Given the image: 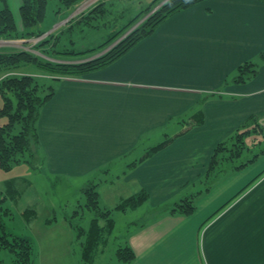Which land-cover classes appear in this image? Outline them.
I'll return each instance as SVG.
<instances>
[{
    "label": "crops",
    "instance_id": "crops-1",
    "mask_svg": "<svg viewBox=\"0 0 264 264\" xmlns=\"http://www.w3.org/2000/svg\"><path fill=\"white\" fill-rule=\"evenodd\" d=\"M259 54L264 2L205 0L170 15L110 65L52 86L35 158L57 174L99 171L87 182L97 183L104 208L140 191L157 206L188 185L210 184L191 215L141 221L126 238L135 252L127 264H264V157L239 169L226 163L202 180L218 141L264 121V63L233 82Z\"/></svg>",
    "mask_w": 264,
    "mask_h": 264
},
{
    "label": "trees",
    "instance_id": "trees-1",
    "mask_svg": "<svg viewBox=\"0 0 264 264\" xmlns=\"http://www.w3.org/2000/svg\"><path fill=\"white\" fill-rule=\"evenodd\" d=\"M20 1L21 27L18 28L7 6V1L0 0V39H27L39 37L44 33L40 25L46 16L48 0ZM56 1L58 5L56 12H58L59 10L70 11L82 0ZM203 1L205 0H166L150 12L154 6L161 2V0H153L146 9L130 21L123 31L110 37L108 41L100 46L99 50L108 48L104 53L87 61H81V58L73 61L43 59L32 52L24 50L0 51V73L2 74L0 78V117L5 118V121L0 124V169L7 172L11 171L14 165L19 164L21 161L25 163H29L31 159L34 161L40 147L36 126L37 119L42 106L54 94L52 86L44 87L38 83L31 72L22 70L23 68L31 66L52 79L81 77L100 70L123 56L137 42L151 35L157 26L170 15ZM260 1L264 2V0ZM102 4L103 2H100L91 7L86 12V16L101 12ZM139 19L142 20L137 26L125 34L127 29L129 30ZM56 38L53 32H50L44 39L39 41L37 46ZM43 55L53 58L46 52ZM255 73L256 69L253 68V63L244 62L237 67L233 82H245ZM254 126L259 128L258 124H253L251 127L238 130L234 136H229V139L234 138L235 140V143L231 144V146L234 145L233 148L228 149L226 141L219 142L215 146L202 180L206 182L215 179L217 173L223 170L220 167L221 161L224 164L229 163L233 157H239L243 150H249V148H246V138L260 132ZM170 140L171 137H166L163 141L147 150L141 159L163 148ZM223 150L230 153L219 158V152ZM260 153H264V147L255 153L253 157L247 158L245 162L233 164V169L242 168L253 162ZM4 187V190L0 191V250L7 249L12 253L11 264H32L34 249L31 239L12 233L7 229L5 223V218L9 216L10 212L8 208L4 207V203L7 199L16 200L19 195L16 180L14 178L6 180ZM205 188L207 191L209 188L208 184ZM82 192L84 195L82 206L91 211L93 216L90 219L88 228L75 227L76 237L79 239L80 245V262L82 264H93L95 254L103 246L106 238L115 227L112 211L125 212L135 209L147 200V194L144 191H140L120 200L115 207L108 209L100 204L97 183L87 182L83 186ZM197 195L198 192L185 196L172 207L170 212H176L180 215H191L196 209L194 201ZM34 213L32 209H26L22 212V215L28 220L30 215H35ZM100 221L103 222L102 225ZM70 225L72 226V224ZM115 257L122 263L127 264L135 259V252L126 243L115 250Z\"/></svg>",
    "mask_w": 264,
    "mask_h": 264
},
{
    "label": "rangeland",
    "instance_id": "rangeland-1",
    "mask_svg": "<svg viewBox=\"0 0 264 264\" xmlns=\"http://www.w3.org/2000/svg\"><path fill=\"white\" fill-rule=\"evenodd\" d=\"M6 1L17 27L20 28L19 6L21 1ZM152 1L82 0L70 11L59 10L56 12L58 9L57 1L48 0L46 16L40 25L44 33L39 37L27 39H0V51L24 50L32 52L43 59L51 60L73 61L80 58L86 59L103 51L104 49L99 50L100 46L108 41L110 37L123 31L130 21L146 9ZM100 2H103L102 11L86 16V12ZM158 5L154 6L150 12L156 9ZM142 19H139L135 24ZM50 32H53V35L57 38L37 46L39 41L44 39ZM44 52L53 58L44 56ZM249 60L253 63V68L258 71L264 63V56L259 54ZM22 70L31 72L38 83L46 88L54 86L58 82V79H52L31 66H27ZM4 121L5 118L0 117V124ZM257 122L259 128L254 127L260 132L246 138V148H249V150H243L239 157H233L232 164L245 162L247 158L253 157L255 153L264 147V121L260 118ZM251 123L254 124L255 121H251ZM237 131H234L231 136H234ZM223 141L227 142L228 149L234 147V145L231 146L235 143L234 138L229 139V137H226L218 143ZM229 153L223 150L219 152L218 157L220 158L222 155ZM257 157H259L258 162L264 157V153H260ZM220 164V167L224 168L225 164L222 161ZM97 174H99V171L93 175L81 177L64 173L57 174L49 169L45 159L41 164L38 163L36 158L34 161L31 159L29 163L21 161L19 164L14 165L11 171L5 172L0 169V191L5 188L3 180L12 178L16 180V186L19 190L16 200L7 199L4 203V207L8 208L10 212L9 216L5 218L6 227L16 235L31 239L34 249L32 264H82L80 262L79 239L76 237L75 227L86 229L89 226L93 214L82 206L84 203L82 189L84 183L94 175L97 176ZM205 187L200 183L195 186L188 185L179 194L163 201L160 205L157 204V206H151L146 201L144 205L125 212L113 210L112 218L115 227L106 238L103 246L95 254L93 264H115L117 260L115 250L126 244L128 234L135 230L141 221L148 223L152 218L170 213L172 207L180 202L182 198L202 190L200 195L195 198L194 204L196 205L197 200L207 194ZM208 187H210V184ZM100 204L102 207H106L104 199L102 201L100 199ZM26 209H32L35 212V215H30L28 220L22 215V212ZM70 224H72L74 230ZM100 224L102 225L103 222L100 221ZM12 257V253L7 249L0 250V264H11Z\"/></svg>",
    "mask_w": 264,
    "mask_h": 264
},
{
    "label": "water",
    "instance_id": "water-1",
    "mask_svg": "<svg viewBox=\"0 0 264 264\" xmlns=\"http://www.w3.org/2000/svg\"><path fill=\"white\" fill-rule=\"evenodd\" d=\"M165 1H166V0H163L162 2L159 3V5H161V4H162L163 2H165ZM159 5H158V6H159ZM158 6H157V7H158ZM140 21H141V20H140ZM137 24H138V23H137ZM137 24H135L134 26H132L128 31H126L125 34H127V33H128L129 31H131L134 27H136ZM125 34H124V35H125ZM124 35H123V36H124ZM123 36H122V37H123ZM107 49H108V48H107ZM107 49H104L103 51H101V52H99V53H97V54H95V55H93V56H91V57H89V58L82 59L81 61H87V60H90V59L96 58V57L100 56L102 53H104Z\"/></svg>",
    "mask_w": 264,
    "mask_h": 264
}]
</instances>
